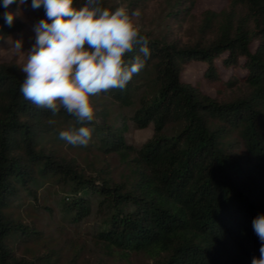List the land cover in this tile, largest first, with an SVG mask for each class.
<instances>
[{
  "label": "trees",
  "instance_id": "obj_1",
  "mask_svg": "<svg viewBox=\"0 0 264 264\" xmlns=\"http://www.w3.org/2000/svg\"><path fill=\"white\" fill-rule=\"evenodd\" d=\"M121 1L128 9L140 0ZM84 2L74 0L73 7ZM102 4L115 10L119 2ZM4 11L0 44L20 28L18 18L4 22ZM201 14L200 33H212L204 40L180 44L142 32L151 53L146 66L124 90L94 101L86 147L59 138L81 125L63 109L54 115L25 100L21 65L14 55L0 56V264H78L76 250L64 257L46 245L33 223L40 209L57 232L90 220L95 244L113 258L252 264L259 257L252 221L264 214V0H226L219 11ZM190 61L203 63L202 77L216 81L220 93L240 84L245 90L227 98L203 92L181 78ZM129 122L151 124V134L132 143ZM62 145L90 152L88 171ZM38 243L46 248L31 247Z\"/></svg>",
  "mask_w": 264,
  "mask_h": 264
},
{
  "label": "clouds",
  "instance_id": "obj_2",
  "mask_svg": "<svg viewBox=\"0 0 264 264\" xmlns=\"http://www.w3.org/2000/svg\"><path fill=\"white\" fill-rule=\"evenodd\" d=\"M16 0H3L4 22L11 26L15 14L7 11ZM27 0H19L23 5ZM31 0L32 9L43 7L46 19L35 26V43L26 52L21 70L26 74L20 93L37 108L58 114L61 109L81 126L60 131L59 138L74 147L88 146L94 128L97 101L112 90H124L133 76L146 66L151 53L142 34L139 11L120 6L111 10L102 0ZM51 21V22H49ZM16 40L11 50L22 51ZM136 53L131 60L128 54ZM51 123V121H50ZM260 241L259 257L252 264H264V214L252 221Z\"/></svg>",
  "mask_w": 264,
  "mask_h": 264
},
{
  "label": "rangeland",
  "instance_id": "obj_3",
  "mask_svg": "<svg viewBox=\"0 0 264 264\" xmlns=\"http://www.w3.org/2000/svg\"><path fill=\"white\" fill-rule=\"evenodd\" d=\"M115 1L119 2L118 7H125L123 1ZM188 4V0H180L177 5H172V0H145L144 3L140 0L132 3L128 9L130 12H140L139 20L143 25V31H147L154 36L166 34L168 38L175 39L180 44H188L195 39L204 40L205 38H210L212 33L201 34L199 31L201 13L205 9L219 11L226 6V0H194L190 8H187ZM171 7L174 8L173 13L169 11ZM7 11L13 12L15 14L14 18L20 20V28L1 42L0 56L7 59L14 55L16 61L23 67L24 63H26V52L35 43L36 33L34 28L41 19H46L45 12L40 9H32L31 0H27V3L23 5H20L19 0H17L15 8L9 6ZM16 40L23 42L22 51L25 53L16 54L11 50V44ZM203 67L204 65L201 61L187 62L183 66L181 78L197 82L203 92L212 96L217 94L221 98L235 96L245 90L246 86L240 84L239 86L225 89L223 93H220L217 90L219 85L216 81H208L202 77L201 71ZM225 72L226 69L222 68V78L226 76ZM150 134L151 124L143 128H136L129 122L127 139L132 143L139 144ZM60 151L67 156H77V161L88 171L86 163L92 160L90 152L84 153L81 151L77 154L76 151L64 145L60 146ZM36 216V218H33V223L37 228L41 229L46 245L52 244V247L64 257L70 256L76 250L80 256L78 264H82L83 259L86 262L90 261L99 264H149L151 262V259L144 254H132L127 259L108 256L99 245L95 244L91 234L90 220L80 222L75 227L65 224L63 230L57 232L51 229L55 223L47 212L40 209ZM31 247L37 248L39 252L46 248L39 243L31 244ZM17 253H24L21 247L17 249Z\"/></svg>",
  "mask_w": 264,
  "mask_h": 264
}]
</instances>
